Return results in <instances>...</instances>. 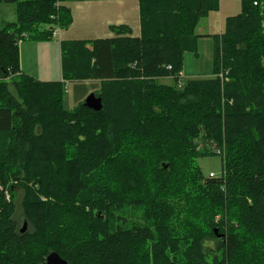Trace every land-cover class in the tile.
Returning a JSON list of instances; mask_svg holds the SVG:
<instances>
[{
    "label": "trees",
    "instance_id": "1",
    "mask_svg": "<svg viewBox=\"0 0 264 264\" xmlns=\"http://www.w3.org/2000/svg\"><path fill=\"white\" fill-rule=\"evenodd\" d=\"M67 1L0 0L15 12L0 27V264L52 251L68 264H264V0H240L209 35L206 79L180 71L219 0H138L139 35L119 24L89 46L61 40L62 80L22 72L19 40L67 28ZM81 80L98 82L100 110L63 107ZM214 154L221 174L205 176L196 158Z\"/></svg>",
    "mask_w": 264,
    "mask_h": 264
},
{
    "label": "rangeland",
    "instance_id": "2",
    "mask_svg": "<svg viewBox=\"0 0 264 264\" xmlns=\"http://www.w3.org/2000/svg\"><path fill=\"white\" fill-rule=\"evenodd\" d=\"M89 1V0H88ZM132 1V0H131ZM220 1V0H219ZM222 8L218 7L215 13L221 18V28L224 19L227 16L235 15L241 10V2L239 0H222ZM100 2H86L85 0H70L67 5L71 10L72 21L65 29H60L59 35L52 36L51 40H40L35 53L29 50L34 40L28 37L23 38L19 44L20 64L25 71H28L38 79H61V40H83L89 46L90 41L95 38H105L111 34L109 27L104 25L106 20L102 19L101 13L98 12ZM220 6V4H219ZM97 8V10H96ZM212 14V13H211ZM212 17L215 15H211ZM127 24L132 28L134 35H138L139 25L136 17L132 13L127 17ZM56 19V15H55ZM15 12L14 4H0V27L3 21H14ZM55 21V20H54ZM218 26V19L215 20ZM56 25H44L43 28L50 31ZM214 29V28H212ZM51 32V31H50ZM190 56V55H189ZM186 55L182 75L185 78H205L211 75V61L204 54V47H201V53L198 58ZM165 83H171L170 78L163 79ZM98 89V82L93 80L67 81L64 85L62 105L65 109H72L79 102H83L86 97L94 93ZM196 163L200 167L202 174L207 176L213 173L216 176L221 174L222 164L221 157L218 154L199 156ZM14 181H12L13 183ZM9 195V193H7ZM21 195L17 196L18 208Z\"/></svg>",
    "mask_w": 264,
    "mask_h": 264
},
{
    "label": "crops",
    "instance_id": "3",
    "mask_svg": "<svg viewBox=\"0 0 264 264\" xmlns=\"http://www.w3.org/2000/svg\"><path fill=\"white\" fill-rule=\"evenodd\" d=\"M85 1L88 3H89V1L90 2H92V1L100 2L98 4L99 5L98 12L101 13L102 17H104L102 19L106 20V23L104 25L109 27L108 29L111 32V34L107 37H112L114 35V33L110 30L111 25H119V24L128 25L127 24V22H128L127 17L130 15V13H132L134 15V17H136L137 23L139 25L138 4H137L138 0H132V1L131 0H89V1L85 0ZM222 3H223L222 0H220L219 1V4H220L219 7L220 8H222V5H223ZM96 10H97V8H96ZM215 13H217L216 10L211 11L207 14V16H205L204 18L199 20V22L195 28V33L199 36L197 39L196 48L194 51H188V52L184 53L183 67H184V61H185L186 55H188V56L190 55L189 57H191V55H192V57L198 58L200 56V53H201V47L203 46L205 56L206 57L208 56L210 61H211V67L210 68L212 69V55H213L214 41H213L212 37H209V35L219 34L222 30L221 18H220V16H218V18H217V15ZM211 15H215V16L212 17ZM216 19H218V26H216V23H215ZM212 28H214V29H212ZM132 33L134 34L133 30H132ZM138 35H139V31H138ZM107 37H105V38H107ZM51 38H50V40H51ZM47 40H49V39H47ZM36 41L37 40H34V42L31 45L27 46V47H29V50H31L32 53H35L36 49L38 48L39 42H36ZM20 61H21V57H20ZM20 68H21L22 72L31 75V73H29L28 71H25L22 68L21 64H20ZM182 70L180 71V75L182 78L185 79V77L182 75ZM39 80H43V81L62 80V77H61V79L57 78V79H39Z\"/></svg>",
    "mask_w": 264,
    "mask_h": 264
},
{
    "label": "water",
    "instance_id": "4",
    "mask_svg": "<svg viewBox=\"0 0 264 264\" xmlns=\"http://www.w3.org/2000/svg\"><path fill=\"white\" fill-rule=\"evenodd\" d=\"M83 104L92 109V110H100L102 108L101 99L95 95V93H91L86 99L83 101ZM166 167V166H164ZM263 180H264V170H263ZM26 227V223H22L21 231H23ZM217 227V226H216ZM213 227V232L218 238H223V234L218 232V228ZM41 264H68V262L61 258L57 252H50L46 257L43 263Z\"/></svg>",
    "mask_w": 264,
    "mask_h": 264
},
{
    "label": "built area",
    "instance_id": "5",
    "mask_svg": "<svg viewBox=\"0 0 264 264\" xmlns=\"http://www.w3.org/2000/svg\"><path fill=\"white\" fill-rule=\"evenodd\" d=\"M50 31H51V35L52 36H56V35H59L58 33H60V27L56 24L55 26H53L51 29H50ZM21 41H19V43H20ZM168 68H170V66H168ZM215 152L216 153H219V150H215ZM209 176H214V174L213 173H210V175ZM8 197V196H7Z\"/></svg>",
    "mask_w": 264,
    "mask_h": 264
}]
</instances>
